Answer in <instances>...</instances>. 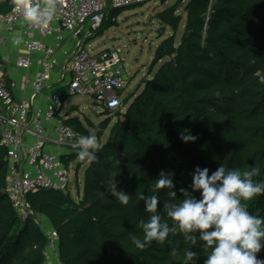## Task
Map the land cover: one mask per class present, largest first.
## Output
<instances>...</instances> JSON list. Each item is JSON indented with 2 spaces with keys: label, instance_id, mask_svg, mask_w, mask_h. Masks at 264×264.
Listing matches in <instances>:
<instances>
[{
  "label": "trees",
  "instance_id": "obj_1",
  "mask_svg": "<svg viewBox=\"0 0 264 264\" xmlns=\"http://www.w3.org/2000/svg\"><path fill=\"white\" fill-rule=\"evenodd\" d=\"M2 1L0 14L11 7ZM178 1L156 14L161 34L166 28L169 34L157 45L149 73L160 66L127 103L106 111L115 120L104 142L110 119L93 126L101 147L97 159L79 161L88 164L77 199L65 190L29 192L31 214L21 219L3 190L7 161L0 146V264L45 263L48 236L39 215L57 234L62 264H183L189 250L204 264L211 248L203 241L193 246L179 231L163 244L135 246L133 238L144 237L139 221L150 216L140 197L158 195L161 218L171 223L162 210L168 190L154 191L162 170L174 174L176 203L184 198L181 189L191 192L197 166L209 174L220 165L264 172V0H187L182 14ZM125 7L106 12L95 33L112 26ZM65 122L83 135L72 120ZM185 130L195 141L181 139ZM112 174L117 190L131 195L127 206L109 192ZM244 203L264 217V193ZM257 258L264 260V247Z\"/></svg>",
  "mask_w": 264,
  "mask_h": 264
},
{
  "label": "built area",
  "instance_id": "obj_2",
  "mask_svg": "<svg viewBox=\"0 0 264 264\" xmlns=\"http://www.w3.org/2000/svg\"><path fill=\"white\" fill-rule=\"evenodd\" d=\"M2 1V0H0ZM10 10L0 14V23L11 29L16 21L23 23L24 52L15 57L14 65L20 69L38 68L30 82L31 91L20 98L13 96L16 86L3 70L0 53V146L5 149L7 174L4 192L21 219L31 214L26 195L40 189L66 190L68 170L58 152L44 149V143L56 147L75 148L82 136L69 126L61 111L62 97L86 94L113 111L123 100L125 81L123 61L119 49L94 51L86 48V39L97 30L105 17L107 0H40L42 5H55L53 19L48 24H34L23 19L25 0H9ZM150 0H109L111 8H119ZM45 3V4H44ZM73 40L74 48L61 67L60 87H54L51 72L57 64L55 53L65 36ZM52 37L54 43L45 39ZM3 39L0 38V45ZM60 81V82H59ZM45 89L51 91L46 107L35 105L37 96ZM52 121V132L45 123ZM25 136L32 139L25 140ZM46 234L52 242L57 240L53 229Z\"/></svg>",
  "mask_w": 264,
  "mask_h": 264
},
{
  "label": "clouds",
  "instance_id": "obj_3",
  "mask_svg": "<svg viewBox=\"0 0 264 264\" xmlns=\"http://www.w3.org/2000/svg\"><path fill=\"white\" fill-rule=\"evenodd\" d=\"M20 6L26 22L48 24L53 19L55 5L51 2L42 5L40 0H25ZM21 40L22 37L17 35L13 43L19 45ZM181 139L189 142L195 141L196 137L185 130ZM100 147L97 137L81 136L77 141L78 158L95 160ZM173 175L162 170L154 189L168 190L169 199L163 201L162 210L171 223L161 218L158 195H142L144 210L150 216L146 221H139L144 237L143 240L133 238L136 247L143 248L150 241L163 244L170 234L179 231L186 234L193 246L203 241L211 248L204 264H264V260L257 258V253L264 247V217L250 213L244 203L264 193V178L255 179L264 176L261 168L254 165L250 170L241 171L220 165L209 174L208 168L197 166L192 173L191 192L181 189L184 198L178 203L174 202L177 192ZM116 176L112 174L110 178L109 192L121 205L127 206L131 195L117 190ZM195 192L199 193V198L191 194ZM197 259V254L189 250L183 264H197Z\"/></svg>",
  "mask_w": 264,
  "mask_h": 264
},
{
  "label": "rangeland",
  "instance_id": "obj_4",
  "mask_svg": "<svg viewBox=\"0 0 264 264\" xmlns=\"http://www.w3.org/2000/svg\"><path fill=\"white\" fill-rule=\"evenodd\" d=\"M161 1L163 2L164 0H150L123 10L118 15L115 25L105 29L101 35L91 36L88 41L86 40V48L90 50L119 49V55L123 61V78L125 81L122 95L123 100L128 99L126 103L134 93L140 90L143 81L152 77L161 64L157 63L152 68L151 73H149V65L152 62L157 45L169 34L168 28L161 34L162 26L156 17L157 12H155L154 8H160L161 10L173 4L176 0H166V3L163 2V4ZM179 1L177 12L182 14L184 3L187 0ZM129 13L132 15H128ZM180 32L181 29L177 33L176 41H178ZM60 70L61 65L57 71ZM62 102L63 107L61 111L64 113V118L72 120L82 128L84 136L93 135L97 137L93 126L104 119H110L108 128L100 137L101 142L106 140L109 127L115 120L113 113H106L107 110L100 103L86 94H70L65 96ZM69 151L68 157L70 155H74V157L71 159L73 160L72 163L67 168L69 176L65 192L69 191L72 198L77 199L78 194H80L78 191L82 188L83 172L86 164L81 165L77 169L78 158L76 157H78V148L75 146V148H69ZM39 217L44 227L47 228L46 218L40 215ZM57 248V240L52 242L48 239V251L44 264H62L58 259Z\"/></svg>",
  "mask_w": 264,
  "mask_h": 264
},
{
  "label": "crops",
  "instance_id": "obj_5",
  "mask_svg": "<svg viewBox=\"0 0 264 264\" xmlns=\"http://www.w3.org/2000/svg\"><path fill=\"white\" fill-rule=\"evenodd\" d=\"M163 2L166 3V0H164ZM163 2H162V4H163ZM1 3H3V1H1L0 4ZM170 5H172V4H170ZM133 6H135V5L127 6L125 8L120 9L119 11H117L116 14H114V16L112 17V22H113L112 26L117 23V17L123 10L129 9ZM109 10H111V7L109 5V0H107L106 12H108ZM154 10H155V12H159L160 8L155 7ZM128 15H132V14L129 13ZM95 32H96V30L93 31V33L91 35L92 37H95L96 35H101V34H97ZM17 35H20L22 37L21 43L19 45H15L13 43V40ZM91 36H89V38H87L86 40L88 41V39H90ZM0 38L3 39V43L0 45V53H1V56L3 59V65H4L3 70L6 72L8 79L14 80L16 82V86L12 90L13 96L15 98H20L22 96H26L31 91L30 82L34 79V77L38 73V68L36 66H32L30 69H20L14 65L15 57L24 52L23 23L21 21H16L12 25L11 29H7L2 23H0ZM45 41L49 42L50 44L54 43V39H52V37L46 38ZM86 45H87V42H86ZM73 48H74L73 40L66 35L61 47L57 48V50H56L55 57L57 59V64L54 67L53 71L51 72V78L53 80L54 87H56V88L60 87L59 83L58 84L56 83V81L59 80V74H60V71H57V70H59L60 65H61V67L64 65L66 56L68 55V53H70L73 50ZM57 74H58V76H57ZM50 96H51V91L49 89L43 90L37 96V98L35 100V105L39 106V107H43V108L46 107L49 104ZM51 124H52V121H47L45 123L46 129L48 130V132L49 131L52 132ZM31 139H32L31 137L25 136L26 141H30ZM44 149L48 150V151H52V152H58V153H60L61 157L65 158V159L68 158V153L70 152L69 148L66 145L56 147V146H53L51 144L44 143ZM76 158H78V157H76ZM72 161L73 160H69L67 163H65L63 161L66 168H68L70 166ZM79 161H80V159L78 158L77 169L83 164H86V166L88 164V161H85L81 164ZM86 166H85V168H86ZM78 188H79V186H78ZM46 221H47V223H46L47 228L46 229H52L51 224L48 221V219H46ZM47 251H48V249H47Z\"/></svg>",
  "mask_w": 264,
  "mask_h": 264
}]
</instances>
